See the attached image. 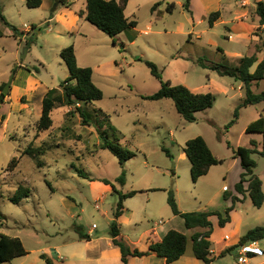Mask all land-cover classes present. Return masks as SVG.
Segmentation results:
<instances>
[{
  "label": "rangeland",
  "instance_id": "374dc122",
  "mask_svg": "<svg viewBox=\"0 0 264 264\" xmlns=\"http://www.w3.org/2000/svg\"><path fill=\"white\" fill-rule=\"evenodd\" d=\"M157 1H161L159 14L151 10ZM238 1L191 0L188 11L186 0H131L125 14L136 20L138 26L116 37L114 45L113 38L89 22L80 23L85 26V35L77 39L71 32L63 33L62 25L56 23V17L63 12L81 9L83 0H68L69 6L47 1L38 9L28 8L26 0H0L8 22L18 29H26L32 22L37 27L29 38L16 39L7 34L8 28L0 19V33L6 32L0 37V86L4 83L3 90H9L10 94L1 106L5 121L0 130V223L3 224L0 234L19 235L29 252L12 264H47L45 258L59 264L56 254L67 257L64 250L79 236L77 226L86 231L96 225L94 236L103 234L108 228L105 217L111 215L119 201L114 191L103 193L105 185L116 186L123 192L132 190L133 186L173 187L187 212L198 211L208 204L211 198L208 185L194 184L189 160L179 159L186 142L203 137L223 158L224 164L219 167L226 168L234 157L233 147L247 146L252 136L258 135L246 131L251 118L247 112L228 128L240 97L246 93L244 85L198 64L204 57L237 66V61L226 58L218 50L225 45L239 48L237 40L225 42L226 25L218 21L210 28L209 17L220 11L224 20L231 18ZM171 3H175L172 13L168 11ZM48 18L54 20L48 23ZM68 21H71L69 16ZM30 40L33 42L28 46ZM75 43L80 47L82 64L91 68L104 64L101 70L105 76L96 74L94 78L104 97L85 106L88 122H84L74 106L60 107L53 111L52 129L39 132L37 123L44 89L35 91L33 97L24 96L21 102L17 100L26 94L23 88L29 71L36 72L35 68H39L47 86L58 87L69 76L60 50ZM146 61L154 63L162 78L173 85L214 94V107L197 113V121L189 123L178 114L172 100L144 99L142 96L152 95L161 88L160 80L152 75ZM19 65L29 70H22ZM15 86L21 90L17 92ZM261 89L264 81L254 86L256 91ZM21 103L30 105L29 109L21 112ZM263 107L255 106L252 111H261ZM104 131L111 142L134 152L136 157L121 166L110 151L99 145L103 142L100 133ZM29 146L43 148V153L39 157L23 155ZM14 157L20 158L18 167L6 172ZM253 158L258 163L256 174H261L264 158L258 155ZM77 170L85 176H80ZM122 172L128 181L124 188L117 181ZM20 186L28 188L30 196L15 204L11 199ZM139 199L142 198H135L132 203H141ZM156 203H161L159 198ZM162 206L166 207L164 201ZM165 209L170 212V208ZM166 219L167 214L162 210L153 215L148 225ZM121 225L125 235L137 238L140 230L133 223L124 220Z\"/></svg>",
  "mask_w": 264,
  "mask_h": 264
},
{
  "label": "trees",
  "instance_id": "16d2710c",
  "mask_svg": "<svg viewBox=\"0 0 264 264\" xmlns=\"http://www.w3.org/2000/svg\"><path fill=\"white\" fill-rule=\"evenodd\" d=\"M58 5L69 6L67 0H54ZM131 0H86L87 11L86 21L94 25L97 29L113 38L115 45V38L130 30L135 29L138 26L136 20H130L126 14V8ZM166 1V0H164ZM191 0H186L185 7L190 11ZM42 0H26V5L30 9H38L42 6ZM161 1L155 3L152 7V11L155 12ZM175 9V3H171L168 6V11L172 13ZM256 15L260 19V25L264 27V0L256 3ZM220 12H213L209 17V26L213 27L215 22L219 19ZM0 19L1 21L11 27L14 35L17 36L18 29L14 25L10 24L2 13L0 6ZM35 29V26H32ZM261 39V45L257 46V52L264 50V30L263 34L259 35ZM33 40L28 41V46ZM60 57L66 64L69 70V77L60 84L59 89H51L43 100L42 115L37 123V129L39 132H45L53 127L52 114L56 108L74 106L75 110L84 119V122H88V116L85 111V106L101 101L104 97L103 91L93 82V69L91 67H82L78 63L76 56V50L74 45H70L60 52ZM146 65L151 70L153 76L158 78L161 83V88L158 92L142 96L146 100L160 101L163 99H170L173 101L174 106L178 114L187 122L194 123L197 121L196 114L206 111L214 107L216 97L212 93H194L188 87L184 85H173L170 81H166L162 78L157 66L146 61ZM258 66L255 72H251V69L255 64ZM198 64L204 69H208L216 72L220 76H228L235 78L241 82L246 93L244 98L235 110L234 119L228 125V128L233 126L240 117V110L252 106L264 103V91L255 93L252 91L251 86L254 82H260L264 80V59L259 62L256 54L251 56H245L241 58L238 65L235 67L228 66L221 62H212L204 57L198 60ZM36 72H39L38 68H35ZM31 71V70H30ZM5 84L0 87V130L3 127L5 118L1 115V106L6 102V95L3 94ZM98 111L107 116L108 115L101 109ZM248 133H259L263 136V143L261 151L258 149V143L252 140L249 146H239L233 149L234 156L240 159L241 165L244 169L241 175L240 181L235 185V190L245 196L249 197L256 208H261L264 203L263 184L261 179L256 175L255 169L257 162L253 158V155H259L264 158V113L259 119L252 122L247 130ZM101 142L100 146L111 152L119 161L121 166L136 157V154L129 149L111 142L108 139V135L104 132L100 133ZM230 146V145H229ZM163 151L172 157L170 152L163 148ZM184 152L191 164V178L193 183H197L200 178L206 176L211 167L220 165L223 160L218 159L210 149L206 140L201 137H195L188 140L184 147ZM43 153L42 149H36L33 146H29L23 155H30L33 157H39ZM20 163V158L14 157L8 165L6 172L14 171ZM39 164H42L39 162ZM80 176L83 175L80 170H77ZM86 178V177H85ZM118 183L122 186L126 184V173L122 172L117 179ZM108 184V182L106 181ZM114 188V186H113ZM115 192L119 195V201L114 211V221L110 227V235L113 238V243L120 248L122 261L124 264H129L130 257H146L155 254L158 257L165 258L168 263H173L185 256L189 238L186 234L176 230H170L165 237L158 242H153L149 246L147 251H140L138 248L132 249L127 243L119 240L120 236V224L119 218L124 211V201L135 197L142 191H131L129 193H122L115 189ZM30 196V190L24 186H20L17 190L15 198L11 201L18 204L23 198ZM225 200H232V206L226 208L223 212L220 211H195V212H182L176 200L175 192L173 189L168 191V204L174 215L180 216L188 230L196 228L205 229V232L196 233L192 236L193 242L192 250L194 257L203 261L204 264H210L213 261L211 257L212 242L210 241L211 234L213 232V224L210 220L212 216L219 218V225L224 227L230 222V213L235 208L236 204L242 202L241 199L232 196L231 194L224 195ZM0 226H3L0 223ZM82 227L77 226V232L79 238L82 240H91V236L85 235L82 232ZM264 240V226H258L248 231L239 242L238 247L249 243ZM236 247H232L228 250L231 252ZM29 252L25 248L23 241L19 237H14L7 234H0V264H12V262L24 256H27ZM43 257H45L43 255ZM47 264H52L49 258H45Z\"/></svg>",
  "mask_w": 264,
  "mask_h": 264
},
{
  "label": "crops",
  "instance_id": "0c3cea01",
  "mask_svg": "<svg viewBox=\"0 0 264 264\" xmlns=\"http://www.w3.org/2000/svg\"><path fill=\"white\" fill-rule=\"evenodd\" d=\"M42 1H43V4L40 8H43L47 1L52 3L54 0H42ZM259 1H262V0H239L238 1L239 5L236 7L235 11L233 12V16L231 18L224 20V16L219 11L220 17L215 22L216 24L219 21L226 25L225 28L228 33L224 35L225 39L227 40L225 42H230V40H233V41L237 40V43L239 44V48L234 49L232 48V46L225 45L223 49L222 48L218 49L219 52H221V54L224 55L226 58L229 57L237 61V65H238L239 60L245 56H251V55L256 54L259 62L264 59V50L261 52H257V46L261 45L262 43L259 35H262L263 30H264V27L260 25L259 17L255 13L256 3ZM83 2H84L83 7L81 9H72L68 13L63 12L55 19L56 23H58L59 25H62L63 33L71 32L72 37L76 39L78 37H84L85 35V32H84L85 26L84 25L80 26V23L82 21L87 22L86 21L87 2L86 0H83ZM155 12H158L159 14L161 11L157 8ZM68 16L71 18V21L66 22ZM53 20L54 18L46 19L48 23ZM32 26H35V29L37 28L35 22H32V25L27 26L26 29L17 28L18 29L17 36L14 35V32L11 29V27L7 26L8 28L7 34L9 36L15 37L16 39L29 38L32 35V32L35 30V29H32ZM213 27H210V28H213ZM5 35H6V32L0 33V37H3ZM74 46H75L76 56H77L79 65L82 67H87V65L82 64L80 61V57H79L80 47L77 45V43H75ZM61 51L62 50H60V52ZM39 64L44 66L43 62H39ZM257 66H258V63L252 67L251 69L252 73L255 72ZM19 67L22 70L24 68H26V70H29L28 67H24L23 65H19ZM102 67H104V64H101L97 66L96 68H92L94 83H95L94 78L96 74H98L99 76H105V73L101 70ZM38 73H36L34 70L29 71L30 75L27 78V84L23 88L26 94H24L23 96L22 95L19 96V100H17V102L18 101L21 102L20 99L26 95L32 96V94L35 91H38L40 89H44V97L51 89L60 90V85L58 87L47 86V84L40 77L41 74L40 73L38 74ZM257 83L259 82H254L252 84L251 86L252 91L255 93H260L264 91V89H261L258 91L254 90V86ZM2 85H4V83ZM97 86L100 89L102 88L100 85H97ZM14 88L17 92L21 90L19 86H15ZM241 89L243 90V87ZM190 90L194 93H201L200 91H196L193 89H190ZM60 92L62 91L60 90ZM9 95H7L6 97V100H5L6 102L9 98L8 97ZM244 96L240 97V102L244 98ZM44 97L42 99V108H43ZM21 104L22 105H20L19 107V109H21V112H25L29 109L30 105L23 104V103ZM261 105H264V103L248 106L240 110V117H242L245 114V112L251 115V118L248 124L246 125V130L252 122L259 119L260 116L264 113V107L262 108L261 111H258V109H255V111H252L254 110L253 108L255 106H261ZM41 115H42V111H41ZM252 140L258 143V149L261 151L262 143H263L262 134L258 133V135L252 136L247 146H249ZM100 144L101 143H99V145ZM207 144L209 145L213 154L218 159L223 160V158H221L220 156L216 154V152L212 149L210 144L209 143ZM238 147L239 145L236 146L235 148L233 147V149H236ZM230 148H232L231 145H230ZM186 158L187 156L183 150V152H181L179 155V159L181 161H184ZM223 164L224 163H222V165ZM219 166H221V164L211 167L209 173L206 176L200 178L199 181L195 183L196 185L200 184V182H202V184H207L210 190V195H211L210 196L211 198L208 204L205 205L203 208H198L197 210L198 211L208 210V211L223 212L226 208L232 206L231 199L229 200L224 199L225 194H231L232 196H235L241 199L242 202H239L236 204L235 208L230 213V222L227 223L224 227H221L219 225V218L217 216H212L210 218L213 224V232L210 237V241L212 242L211 257L213 258V261L210 264H264V240L253 242L256 252L250 255L245 263H239V258L241 254H240V249H239L240 247H238L240 239L248 231L258 226H264V203L261 208H256L253 205L249 197H245L239 194L235 190V185L240 181L241 175L244 172V169L241 165L239 158H236L235 156L232 157V161L230 165H228V167L226 168L219 167ZM190 167H191V164H190ZM257 167H258V163H257ZM257 167L255 169V173H256ZM256 175L262 181V184H263L262 187H263V192H264V171L261 174H256ZM127 182L128 181H126V184ZM126 184L122 187L124 188ZM161 187H165V186H161ZM161 187L149 185L143 188H135L133 186L132 190H129L128 192H123L121 190L122 193H129L134 190L142 191V192L137 194L135 197L129 198L124 201V211H123L122 216L118 220L120 224V236L118 237V239L127 243L132 249L138 248L140 251H147L151 243L161 241L170 230H176L188 236L189 244H188L187 252L185 256H183L181 259L173 263H168L165 258H161L153 254L150 256L142 257V258L130 257L129 264H204L203 261L194 257L193 250H192L193 242L191 238L194 234L202 233V232H205L206 230L202 228L188 230L185 226L184 220L180 216L174 215L171 210V207L168 204V191L170 189L174 190V188L173 187L161 188ZM115 189L117 191H120L116 186H114L113 188V186L109 187L108 185H105L103 186V193H109V192L114 191V193L117 194V192H115ZM158 194H162V195L159 197H156ZM177 194H178V190H177ZM117 196L119 197L118 194ZM175 196L177 197L176 200H177L180 210L182 212H187V210L182 208L178 195L175 194ZM135 198H142V199H139V202L141 203L133 204L132 200ZM158 198L161 201V203L159 204L156 203V200ZM153 200L154 202L152 203ZM163 201L166 203L165 208L167 207L170 208V212L166 211L165 208L163 209V206H162ZM115 209L112 211L111 215L107 214L105 217L108 228L105 230L103 234H98L95 237L94 234L96 233L95 231L96 228H93V227L86 231L82 230V232L85 235L91 236V240H82L78 236L76 238V241L72 243L71 246H68V248L64 250L67 252V257H64L58 253L56 254V258L60 261L59 264H124L122 261L120 248L113 243V238L110 235V227L114 221L113 214H114ZM162 210H164V212L167 214L166 222L163 220H160L158 222H155L154 225H148L153 215L155 213L161 212ZM124 220H128L129 223H133L135 227L140 230L139 233L137 234V238L133 239L125 235L122 229V225H121ZM144 223L146 225L142 228V224ZM14 237L20 238L19 235H14ZM20 239L22 240V238ZM232 247H236V248L232 250L231 252H228V250ZM237 251L238 253H236ZM233 252L236 253V255H234ZM53 264H55V262H53Z\"/></svg>",
  "mask_w": 264,
  "mask_h": 264
},
{
  "label": "built area",
  "instance_id": "2783aa9c",
  "mask_svg": "<svg viewBox=\"0 0 264 264\" xmlns=\"http://www.w3.org/2000/svg\"><path fill=\"white\" fill-rule=\"evenodd\" d=\"M93 228H96V225H94ZM239 249L241 254L239 258V263H245L248 257L256 252L253 243L242 245Z\"/></svg>",
  "mask_w": 264,
  "mask_h": 264
},
{
  "label": "water",
  "instance_id": "95a60500",
  "mask_svg": "<svg viewBox=\"0 0 264 264\" xmlns=\"http://www.w3.org/2000/svg\"><path fill=\"white\" fill-rule=\"evenodd\" d=\"M57 5H58V4H57ZM6 88H9V84L7 85ZM8 92H9V90H7V89H6V90H3V94L6 95V96L8 95Z\"/></svg>",
  "mask_w": 264,
  "mask_h": 264
}]
</instances>
